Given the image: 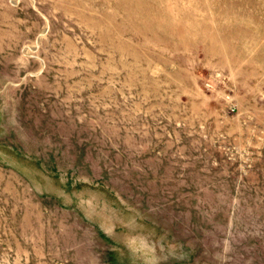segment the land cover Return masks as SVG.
<instances>
[{"label": "rangeland", "instance_id": "374dc122", "mask_svg": "<svg viewBox=\"0 0 264 264\" xmlns=\"http://www.w3.org/2000/svg\"><path fill=\"white\" fill-rule=\"evenodd\" d=\"M0 264H264V0H0Z\"/></svg>", "mask_w": 264, "mask_h": 264}]
</instances>
